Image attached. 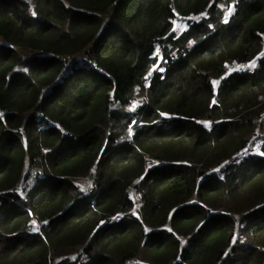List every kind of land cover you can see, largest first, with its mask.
I'll list each match as a JSON object with an SVG mask.
<instances>
[{"label": "trees", "instance_id": "1", "mask_svg": "<svg viewBox=\"0 0 264 264\" xmlns=\"http://www.w3.org/2000/svg\"><path fill=\"white\" fill-rule=\"evenodd\" d=\"M263 116L264 0H0V264H264Z\"/></svg>", "mask_w": 264, "mask_h": 264}, {"label": "built area", "instance_id": "2", "mask_svg": "<svg viewBox=\"0 0 264 264\" xmlns=\"http://www.w3.org/2000/svg\"><path fill=\"white\" fill-rule=\"evenodd\" d=\"M202 14H204V13H200V14H194V13H190V14H188V16H186V17H182V18H180V19H173V18H170V22H171V24H172V26H173V29H177V28H179L184 22H186V21H198L199 20V18L201 17V16H203ZM158 50V51H157ZM157 50H156V52L158 53V54H160L161 53V48L160 47H157ZM249 63H251V61L250 62H237V63H234V64H229V65H227V67H226V71L227 72H234V71H237V72H239V71H243V70H246L247 69V65L249 64ZM256 63H254V65H255ZM241 66H243V67H241ZM250 68H252L251 66H250ZM261 144H262V140H260L259 142H257V144L255 145V144H248V145H246V146H244L241 150H240V152L237 154V155H235V157H243V156H246V155H248V154H250V153H254V152H256L258 149H260L261 148ZM137 188L136 187H132L130 190H129V194H128V197L130 198V199H132V200H137Z\"/></svg>", "mask_w": 264, "mask_h": 264}, {"label": "rangeland", "instance_id": "3", "mask_svg": "<svg viewBox=\"0 0 264 264\" xmlns=\"http://www.w3.org/2000/svg\"><path fill=\"white\" fill-rule=\"evenodd\" d=\"M22 53L28 54L25 51H22ZM254 63H255V60L251 61V63H249L247 65V69H249L250 66L252 64H254ZM256 134L258 135L259 138H261V137L263 138L264 137V118H263V121L258 122V127H257V130H256ZM77 183L79 184V186L82 189L86 190V189H90L91 188V178L90 177L79 178V179H77ZM132 213H133L134 216L139 214V205H136L134 207V209L132 210ZM35 226H36V224H35Z\"/></svg>", "mask_w": 264, "mask_h": 264}, {"label": "snow or ice", "instance_id": "4", "mask_svg": "<svg viewBox=\"0 0 264 264\" xmlns=\"http://www.w3.org/2000/svg\"><path fill=\"white\" fill-rule=\"evenodd\" d=\"M234 11H235V5L233 4V5H231V6H229V7L227 8V15L230 16ZM33 15H35V13H33ZM202 15H206V14H202ZM224 22L227 23L228 21L225 20ZM157 51H158V50H157ZM161 59H162V58H161ZM241 67H243V66H241ZM251 67H255V65L252 64ZM154 70H160V71H162L163 69L156 68V69H154ZM25 71H26V69H25ZM150 74H151V73H149V75H150ZM213 83H214V84H215V83H218V81H214ZM161 115H165V113H161ZM261 154L264 155V153H261ZM241 242H242V241H241ZM233 243H235V241H233ZM225 255H227V253H226Z\"/></svg>", "mask_w": 264, "mask_h": 264}]
</instances>
